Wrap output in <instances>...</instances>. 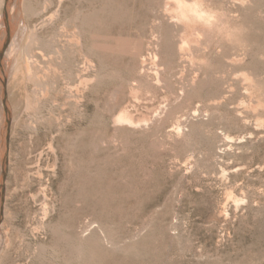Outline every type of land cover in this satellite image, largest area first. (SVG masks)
I'll use <instances>...</instances> for the list:
<instances>
[{
	"label": "rangeland",
	"instance_id": "obj_1",
	"mask_svg": "<svg viewBox=\"0 0 264 264\" xmlns=\"http://www.w3.org/2000/svg\"><path fill=\"white\" fill-rule=\"evenodd\" d=\"M176 1L0 0V264H264V0Z\"/></svg>",
	"mask_w": 264,
	"mask_h": 264
},
{
	"label": "bare ground",
	"instance_id": "obj_2",
	"mask_svg": "<svg viewBox=\"0 0 264 264\" xmlns=\"http://www.w3.org/2000/svg\"><path fill=\"white\" fill-rule=\"evenodd\" d=\"M167 2V1H166ZM7 5V4H6ZM177 5V10L176 12L178 15L176 16L177 18L180 19L181 21H185L189 24H191V28L194 30V32H203L206 33L210 29L212 30H217L220 28V22L217 20H213L214 17H212L211 12L205 10L200 3V0H193L192 2H188L185 0H177L176 1ZM9 7V5H8ZM166 7V6H165ZM10 11V10H9ZM167 13V12H166ZM173 14V13H172ZM214 16V15H213ZM174 21V19H173ZM178 22V21H177ZM179 23V22H178ZM191 29V30H192ZM211 30V31H212ZM193 35V33H192ZM32 36V35H31ZM187 41V40H186ZM58 48V47H57ZM19 59V58H18ZM19 61V60H18ZM146 62V61H145ZM2 64V60L0 61ZM3 65V64H2ZM0 67V70L4 69V67ZM163 67V66H162ZM162 69V68H161ZM157 70V69H156ZM31 71V70H30ZM163 73V72H162ZM93 76V75H92ZM187 76V75H186ZM237 76V75H236ZM2 79H6V74L1 75ZM5 77V78H4ZM182 77V76H181ZM235 77V76H234ZM88 79V78H87ZM86 80V79H85ZM245 82V81H244ZM5 88L1 86L0 88V94H1V103H0V218L4 215V209L5 206L7 205L5 202L6 196H4L5 192V176L7 172V166L9 164V159H8V151H9V146L10 144L9 141L12 137V124H11V114H10V126H9V134H7V124H6V114H5V109H9L8 104H6V108L4 105V102L2 101L3 95L5 92H7V83L5 84ZM12 88V87H11ZM16 92V91H15ZM176 93V92H175ZM13 98H14V94ZM16 97V96H15ZM18 97V96H17ZM16 97V98H17ZM22 97V96H21ZM11 97L9 96V99ZM23 99V98H22ZM11 100V99H10ZM17 100V99H16ZM14 101V100H13ZM19 101V99L17 100ZM15 102V101H14ZM8 103V102H7ZM12 103V102H11ZM16 107V106H14ZM17 111V110H16ZM15 111V112H16ZM10 112V109H9ZM13 112V111H12ZM14 114V113H13ZM17 114V112H16ZM17 116V115H16ZM18 117V116H17ZM130 117L126 114H122L120 116V119H125L129 120ZM16 119V118H15ZM19 118H17L18 120ZM16 122V121H15ZM19 122V121H18ZM18 124V123H17ZM15 125V124H14ZM15 127V126H14ZM12 129V130H11ZM10 165V164H9ZM15 197V196H14ZM9 200V199H8ZM7 201V200H6ZM9 203V202H8ZM10 208V207H9ZM6 210V209H5ZM2 220V219H0ZM1 224V223H0Z\"/></svg>",
	"mask_w": 264,
	"mask_h": 264
},
{
	"label": "water",
	"instance_id": "obj_3",
	"mask_svg": "<svg viewBox=\"0 0 264 264\" xmlns=\"http://www.w3.org/2000/svg\"><path fill=\"white\" fill-rule=\"evenodd\" d=\"M3 21H4V25H5V33H4V39H3V43H2V47L0 50V56L1 59H3L4 54L7 50V48L10 45L11 42V26L9 23V13L7 11V9L5 8L4 10V15H3ZM2 75H5V69L1 70ZM5 78V77H4ZM0 79L3 83V88H5L6 90V79H2V77L0 76ZM2 101L4 102L5 108H6V104H7V92L4 93ZM5 114H6V124H7V134H9V126H10V112L9 110L6 108L5 110Z\"/></svg>",
	"mask_w": 264,
	"mask_h": 264
}]
</instances>
